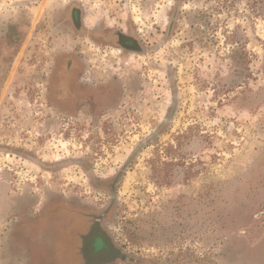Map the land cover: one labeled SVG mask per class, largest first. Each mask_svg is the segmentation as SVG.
Instances as JSON below:
<instances>
[{
    "label": "rangeland",
    "instance_id": "374dc122",
    "mask_svg": "<svg viewBox=\"0 0 264 264\" xmlns=\"http://www.w3.org/2000/svg\"><path fill=\"white\" fill-rule=\"evenodd\" d=\"M61 54L127 83L99 129L47 102ZM117 174L104 227L126 264H264V0H0V264H27L11 228L49 195L98 206ZM50 232L31 264L65 260Z\"/></svg>",
    "mask_w": 264,
    "mask_h": 264
},
{
    "label": "flooded vegetation",
    "instance_id": "af4514ba",
    "mask_svg": "<svg viewBox=\"0 0 264 264\" xmlns=\"http://www.w3.org/2000/svg\"><path fill=\"white\" fill-rule=\"evenodd\" d=\"M71 12L70 21L74 25L81 23L80 28L84 29L82 11L80 13L78 9H73ZM170 23L172 22H168V28ZM88 35L99 41L101 46L117 48L122 55L142 53L139 41L133 35L123 32L111 33L102 29H97ZM85 72L84 65L77 57L69 58L63 54L59 55L55 59L48 78L46 98L50 106L58 111L56 117L69 120L71 116L82 113L84 122H92L94 128L99 129V123L113 117L127 83L120 82L118 79L100 82L86 76ZM77 84L81 88H78ZM70 90H73L72 93L75 94L72 99L67 97ZM111 176L103 179V183H100L102 187L96 186L110 198L107 203L88 206L85 201L83 203L69 197L51 194L37 210V214L22 217L19 223L12 225L10 237L16 242L27 264H31L29 259L33 260L32 253L35 249L47 247L50 244L48 236L44 234L48 230H51L49 236L52 237L51 244L54 250L58 251L57 255L65 259L62 261L55 255L57 261H62L61 264H126L129 262L130 258L126 257L128 253L113 243L104 227L105 221L113 214V199L121 180L118 174ZM91 184L95 185V182L92 181ZM24 232L32 236L30 240H27L26 249H24V242H21Z\"/></svg>",
    "mask_w": 264,
    "mask_h": 264
}]
</instances>
